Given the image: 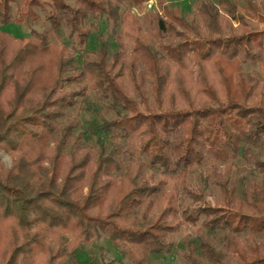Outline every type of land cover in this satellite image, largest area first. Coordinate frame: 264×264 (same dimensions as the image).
<instances>
[{
	"label": "trees",
	"instance_id": "1",
	"mask_svg": "<svg viewBox=\"0 0 264 264\" xmlns=\"http://www.w3.org/2000/svg\"><path fill=\"white\" fill-rule=\"evenodd\" d=\"M146 1L0 0V149L13 158L9 169L0 160V264H88L77 244L102 237L129 264H149L182 230L186 264H230L228 252L233 264H264V28L245 18L264 23V0H198L189 17L155 0L160 14L124 18ZM99 25L122 30L87 50ZM245 63L262 78L245 82ZM190 64L222 102L195 97ZM88 91L110 98L112 117L81 128L70 113ZM250 146L262 178L237 197L229 169ZM203 166L210 199L185 180ZM41 168V185L24 179ZM182 194L201 204L183 209ZM63 231L75 238L55 246Z\"/></svg>",
	"mask_w": 264,
	"mask_h": 264
},
{
	"label": "rangeland",
	"instance_id": "2",
	"mask_svg": "<svg viewBox=\"0 0 264 264\" xmlns=\"http://www.w3.org/2000/svg\"><path fill=\"white\" fill-rule=\"evenodd\" d=\"M153 4L150 8L147 6L148 0L144 3V9L142 12H137L136 9L133 7L123 8V16L124 18H127L129 20L131 15H135L137 18H141V16L146 14H155L159 13L158 6L156 5L155 0H152ZM198 0H167V5L174 11H181L183 12V15L186 17H189L193 14L194 10L196 9V4ZM216 2V0H213ZM237 6H243L244 2L243 0H236ZM259 0L255 1V4H259ZM245 18L250 20L252 23H257L260 29L264 28V23L258 22V19L255 16L246 15ZM233 26H237V22H233ZM122 26L116 27L115 29H112L111 25H99L96 30L92 31V35L88 41V44L86 45V49L97 52L101 44L103 42L109 41V39L115 41L116 34L118 35L119 31ZM125 29V27H124ZM12 36L14 37H21L26 35L25 28L15 26V25H9L5 28ZM142 31L145 33L146 36L149 37V40L152 38V35L148 29L147 24L145 21H142ZM114 38V39H113ZM65 36L60 35V38L57 37H51L50 44L51 47L55 51H61L62 47L64 46L62 42H65ZM150 41V43H152ZM66 45V44H65ZM109 52L112 51L114 48V44H110ZM69 49H66L65 52H69ZM83 59V57H82ZM80 60H76V65L79 66ZM190 74H191V82L193 86V92L195 94L196 98H208L212 97L215 98L217 101L222 102V98L219 93L218 85L215 82V80L212 79H204L201 76L200 71L194 64H190L189 66ZM240 77L245 82H253L255 80H260L262 77L259 75L258 68L254 64L245 63L242 65L241 68V74ZM64 88L66 90H75V86L72 84H69L68 82L64 83ZM110 102V98L103 97L100 94L88 91V97L87 99H78L75 108L70 113L71 115L77 114L78 120L80 122L81 128H86L88 123L93 119H99L100 116H104L107 119H110L112 117V114L107 110L108 103ZM93 108L96 109V111H93ZM82 129H78L75 131L77 135L81 134ZM80 141L84 143L83 137H80ZM95 149L96 146L94 145ZM108 147V146H107ZM110 147V146H109ZM258 148L254 146H250L249 149L246 152V155L236 156L235 160L233 161V165L229 169L230 173V179L234 183L236 187V196L242 197L244 192H249V190L253 189L254 185L259 182V180L262 178L261 174L258 173V171L255 170L253 167V161L255 157V152ZM256 159V158H255ZM0 160L3 164L4 169H9L12 166L13 158L11 155L4 150L0 149ZM214 161L218 164V170L221 173H225L227 170L224 166H226V160L221 157H217L214 159ZM47 166V164L45 165ZM32 173V172H31ZM33 176L28 179V181H32L35 184L38 182L40 185L42 182L46 181L48 174L43 170V168L39 169L38 174L33 172ZM205 174V166L203 168H195L191 172H189L185 180L187 181V186L191 188V190L195 194H203L205 197H207V194L213 193L217 194V190L213 188L211 185L207 184L203 180V176ZM31 174H29L30 176ZM35 178H37V181H35ZM207 199H210L207 197ZM180 204H182V208H190V206L193 208L196 205L201 204L200 202L192 203L189 199V197L182 194V197L180 199ZM185 232V231H184ZM184 232L178 231L177 233H174L172 235V246L169 248L168 251L162 254L160 257H150L149 258V264H186L183 253L186 251V246L184 245V242L182 241ZM189 232V231H188ZM75 238V235L68 231H63L62 235H59L57 239L53 242L55 246L58 245V242L60 241L61 244H67L70 240H73ZM215 241H217V248H222V242L220 241L219 236L216 237ZM215 244V245H216ZM79 246V247H77ZM77 250H79L80 258L84 261H87L88 264H129V261L127 257L122 256L119 252V250L111 245L104 237H102L99 240H93L91 243H84V244H77ZM70 250V249H69ZM233 256L235 254L233 252H228V260L230 264L234 263ZM16 264H20L19 262H16ZM67 264H70L67 262Z\"/></svg>",
	"mask_w": 264,
	"mask_h": 264
},
{
	"label": "built area",
	"instance_id": "3",
	"mask_svg": "<svg viewBox=\"0 0 264 264\" xmlns=\"http://www.w3.org/2000/svg\"><path fill=\"white\" fill-rule=\"evenodd\" d=\"M152 4H153V1L152 0H148V2H147L148 8H150Z\"/></svg>",
	"mask_w": 264,
	"mask_h": 264
}]
</instances>
